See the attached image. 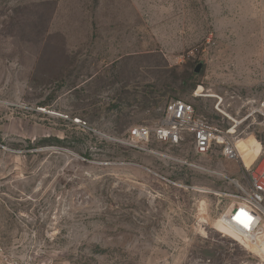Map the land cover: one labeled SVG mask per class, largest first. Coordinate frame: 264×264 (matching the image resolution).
I'll use <instances>...</instances> for the list:
<instances>
[{
	"label": "rangeland",
	"instance_id": "obj_1",
	"mask_svg": "<svg viewBox=\"0 0 264 264\" xmlns=\"http://www.w3.org/2000/svg\"><path fill=\"white\" fill-rule=\"evenodd\" d=\"M263 97L264 0H0V264H264L220 146L129 144L183 99L261 162Z\"/></svg>",
	"mask_w": 264,
	"mask_h": 264
},
{
	"label": "built area",
	"instance_id": "obj_2",
	"mask_svg": "<svg viewBox=\"0 0 264 264\" xmlns=\"http://www.w3.org/2000/svg\"><path fill=\"white\" fill-rule=\"evenodd\" d=\"M221 102L222 98L219 97L218 105ZM249 103L252 106L245 119L252 115L264 118V97ZM220 112L230 117L223 110ZM233 120L235 124L232 127L219 129L198 116L191 102L175 99L167 104L165 117L157 126L140 125L131 128L129 144L138 150L153 152L145 146L146 143L157 141L179 144L183 134L190 132L194 136L195 153L198 156H206L214 146H220L223 156L235 163L241 176L237 178L225 172L213 171L228 180L234 189L228 193L233 197V203L218 221L235 232L244 246L264 261V159L257 163V156L250 164L245 162L239 138L235 135V128L244 120ZM3 264L23 263L16 257L5 256Z\"/></svg>",
	"mask_w": 264,
	"mask_h": 264
},
{
	"label": "bare ground",
	"instance_id": "obj_3",
	"mask_svg": "<svg viewBox=\"0 0 264 264\" xmlns=\"http://www.w3.org/2000/svg\"><path fill=\"white\" fill-rule=\"evenodd\" d=\"M239 147L243 153V157L244 160L247 164H250L252 161H250L249 157L247 155L244 154V150L243 147L241 145V140H239ZM218 225L220 226V229L225 232L226 234L231 235L232 237L238 239L239 237L237 236V234L235 232H233L232 230H230L228 227H226L225 225H223L220 221H218Z\"/></svg>",
	"mask_w": 264,
	"mask_h": 264
},
{
	"label": "water",
	"instance_id": "obj_4",
	"mask_svg": "<svg viewBox=\"0 0 264 264\" xmlns=\"http://www.w3.org/2000/svg\"><path fill=\"white\" fill-rule=\"evenodd\" d=\"M197 69H199V68H197Z\"/></svg>",
	"mask_w": 264,
	"mask_h": 264
}]
</instances>
